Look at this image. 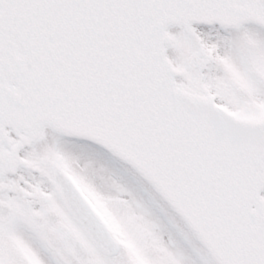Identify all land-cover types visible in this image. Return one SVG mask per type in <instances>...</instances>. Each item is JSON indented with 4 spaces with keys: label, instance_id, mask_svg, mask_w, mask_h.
Instances as JSON below:
<instances>
[{
    "label": "snow or ice",
    "instance_id": "6c2138e0",
    "mask_svg": "<svg viewBox=\"0 0 264 264\" xmlns=\"http://www.w3.org/2000/svg\"><path fill=\"white\" fill-rule=\"evenodd\" d=\"M0 264H264V0H0Z\"/></svg>",
    "mask_w": 264,
    "mask_h": 264
}]
</instances>
